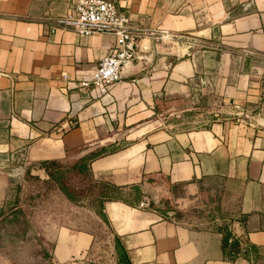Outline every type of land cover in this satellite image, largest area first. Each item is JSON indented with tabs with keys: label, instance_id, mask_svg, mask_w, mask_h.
I'll list each match as a JSON object with an SVG mask.
<instances>
[{
	"label": "crops",
	"instance_id": "1",
	"mask_svg": "<svg viewBox=\"0 0 264 264\" xmlns=\"http://www.w3.org/2000/svg\"><path fill=\"white\" fill-rule=\"evenodd\" d=\"M73 1L0 0V159L44 178L39 161L100 149L87 165L117 193L102 199L100 217L113 264L115 237L129 264H264V0H115L143 34L107 87L79 84L113 35L63 25ZM192 100L207 112L168 117ZM14 172L0 170V204ZM157 188L167 198L196 193L218 226L167 215ZM232 222L246 244L234 256L223 243ZM49 223L52 264H99L94 232L73 213Z\"/></svg>",
	"mask_w": 264,
	"mask_h": 264
},
{
	"label": "rangeland",
	"instance_id": "2",
	"mask_svg": "<svg viewBox=\"0 0 264 264\" xmlns=\"http://www.w3.org/2000/svg\"><path fill=\"white\" fill-rule=\"evenodd\" d=\"M183 107L178 115L172 113L168 117L180 121L189 118L190 114L207 112L209 103L193 101ZM200 121L198 119L196 122ZM21 166L19 160L0 159V170L15 171L9 179L5 200L0 204V264H52L50 245L43 242V233L49 221L63 219L68 214L71 219L72 213L78 228H88L94 232L92 253L95 262L113 264L110 233L97 214L99 192L103 187L101 180L90 173L67 172L65 181L74 190L76 199L70 201L74 208L72 205L65 208L49 177L37 178L22 173ZM157 193L158 201L168 206L167 215L195 226H218L219 218L210 220L214 217L211 215H215V209L196 193L191 191L181 198H167L161 188H157ZM162 208L165 206L162 205Z\"/></svg>",
	"mask_w": 264,
	"mask_h": 264
},
{
	"label": "built area",
	"instance_id": "3",
	"mask_svg": "<svg viewBox=\"0 0 264 264\" xmlns=\"http://www.w3.org/2000/svg\"><path fill=\"white\" fill-rule=\"evenodd\" d=\"M60 21L78 33L108 32L113 35V43L101 55L90 76L79 81L80 86L92 84L107 87L119 79L121 65L133 58L135 46L143 34V29L130 23L129 15L120 11L115 0H74ZM258 100L261 106L264 105V58L259 74ZM231 225L230 238L238 243L237 253H242L246 244L240 234L233 230V222Z\"/></svg>",
	"mask_w": 264,
	"mask_h": 264
},
{
	"label": "trees",
	"instance_id": "4",
	"mask_svg": "<svg viewBox=\"0 0 264 264\" xmlns=\"http://www.w3.org/2000/svg\"><path fill=\"white\" fill-rule=\"evenodd\" d=\"M100 152V149L93 150L89 152L88 154L82 155L79 159L75 160L72 163H63L62 161L56 160V159H44L39 161V164L43 167L46 176L49 177L57 189H59L65 197L73 201L76 199L74 190L69 187L65 181V175L67 172L74 171L76 173H91V171L88 169V161L91 157L95 156ZM101 180V179H100ZM101 184L103 187L101 188V191L99 192V208L97 209V214L102 217V199L104 198H113L117 196V193L115 192L114 188L115 186L111 183H108L104 180H101ZM232 232L227 227L224 230L223 234V243L230 245L232 248V252L230 253V256H234L238 254L239 246L236 240L231 239ZM230 238V239H229ZM114 248L117 256V263L118 264H129L126 256L120 252L118 243L116 241V237L114 238Z\"/></svg>",
	"mask_w": 264,
	"mask_h": 264
},
{
	"label": "water",
	"instance_id": "5",
	"mask_svg": "<svg viewBox=\"0 0 264 264\" xmlns=\"http://www.w3.org/2000/svg\"><path fill=\"white\" fill-rule=\"evenodd\" d=\"M129 62V60H127V61H125L122 65H121V67H120V75H125V73H123V66L125 65V64H127ZM135 70H137V68L135 67L134 68ZM261 117H259L258 118V120H257V122L259 123V124H262V125H264V105L261 107ZM233 224L235 225V222H233Z\"/></svg>",
	"mask_w": 264,
	"mask_h": 264
}]
</instances>
